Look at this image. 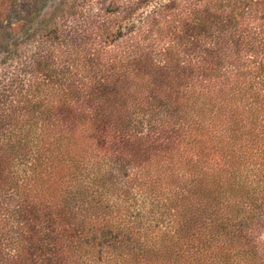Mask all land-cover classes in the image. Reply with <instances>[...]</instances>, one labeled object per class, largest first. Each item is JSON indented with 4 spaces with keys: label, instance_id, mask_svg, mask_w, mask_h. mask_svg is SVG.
Listing matches in <instances>:
<instances>
[{
    "label": "trees",
    "instance_id": "1",
    "mask_svg": "<svg viewBox=\"0 0 264 264\" xmlns=\"http://www.w3.org/2000/svg\"><path fill=\"white\" fill-rule=\"evenodd\" d=\"M0 264H264V0H0Z\"/></svg>",
    "mask_w": 264,
    "mask_h": 264
},
{
    "label": "rangeland",
    "instance_id": "2",
    "mask_svg": "<svg viewBox=\"0 0 264 264\" xmlns=\"http://www.w3.org/2000/svg\"><path fill=\"white\" fill-rule=\"evenodd\" d=\"M108 4H117L120 0H105ZM51 2H48L47 5H50ZM52 7V6H50ZM51 11L53 12L54 8H50ZM56 13V12H55Z\"/></svg>",
    "mask_w": 264,
    "mask_h": 264
}]
</instances>
